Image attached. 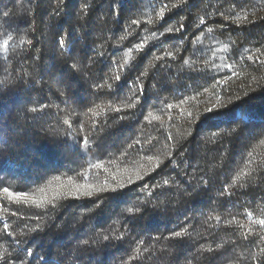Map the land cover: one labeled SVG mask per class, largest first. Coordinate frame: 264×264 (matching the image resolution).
Wrapping results in <instances>:
<instances>
[{
	"label": "trees",
	"instance_id": "16d2710c",
	"mask_svg": "<svg viewBox=\"0 0 264 264\" xmlns=\"http://www.w3.org/2000/svg\"><path fill=\"white\" fill-rule=\"evenodd\" d=\"M261 221L264 0H0V264H264Z\"/></svg>",
	"mask_w": 264,
	"mask_h": 264
},
{
	"label": "snow or ice",
	"instance_id": "6c2138e0",
	"mask_svg": "<svg viewBox=\"0 0 264 264\" xmlns=\"http://www.w3.org/2000/svg\"><path fill=\"white\" fill-rule=\"evenodd\" d=\"M133 23H136V22L133 21ZM201 23H203V20H201ZM167 31L170 32V31H172V29H167ZM168 55H171V53H168ZM117 79H120V77H117ZM65 123H67V121H65ZM4 191L8 192L10 196L12 195V193L9 192V190L7 188H5ZM16 195H25V193H16ZM261 224L264 225V221H261ZM175 236L179 237L180 233L179 232L175 233ZM29 255H31V253H29Z\"/></svg>",
	"mask_w": 264,
	"mask_h": 264
}]
</instances>
